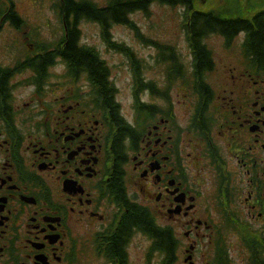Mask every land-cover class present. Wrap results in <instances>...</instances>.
I'll list each match as a JSON object with an SVG mask.
<instances>
[{"label":"flooded vegetation","instance_id":"flooded-vegetation-1","mask_svg":"<svg viewBox=\"0 0 264 264\" xmlns=\"http://www.w3.org/2000/svg\"><path fill=\"white\" fill-rule=\"evenodd\" d=\"M4 6L0 5V30L17 15L14 2ZM254 64L255 68L262 65L256 52ZM238 78V82L252 80L251 93L229 90L222 99L224 113L218 116L217 136L214 126L210 129L204 120V130L195 128L197 135L178 140L175 122L159 116L136 136L137 149L129 150L131 156L124 152L126 159L119 163V170L114 147L119 126L105 102H89L91 108H86L82 97L88 92L76 91L68 97L62 93L58 102H48L43 108L41 102H23L22 109L13 107L10 134L2 126V119L8 116L0 112V264H73L74 241L69 231L80 237L81 228L98 224L94 238L105 232L101 224H108L116 208L122 221L129 201L144 207L140 199L144 200L146 181L157 190L155 206L159 210L180 203L181 211L170 218L187 220L182 225L196 245L194 235L212 233L200 188L210 165L218 195L219 178L223 177V193H229L224 201L234 199L229 209L234 215L250 218L255 224L252 228L264 233V76H252L244 69ZM238 82L234 79L235 86ZM238 97L245 101L238 102ZM3 104L7 113L6 108L11 107ZM125 139L131 141L130 136ZM153 161L155 169L151 170ZM130 168L138 174L133 183L138 198L130 192ZM115 169L120 178H114ZM120 207L125 208L123 214ZM196 251L194 248L192 255ZM95 255L100 262L106 260Z\"/></svg>","mask_w":264,"mask_h":264},{"label":"rangeland","instance_id":"rangeland-1","mask_svg":"<svg viewBox=\"0 0 264 264\" xmlns=\"http://www.w3.org/2000/svg\"><path fill=\"white\" fill-rule=\"evenodd\" d=\"M2 1L4 0H0V5L3 4L1 3ZM96 1L98 4H107L111 0ZM209 1L211 2L212 0ZM212 2L213 9L216 7H232L231 10H222L220 12L240 16H248L258 8L264 6V0H215ZM56 3L57 0H15L16 9L24 20V23L21 29L18 30L15 27H10L9 24H3L0 30L1 65L12 66L17 60H22L23 55H32L36 52L37 43H41L42 45L44 41H53L55 43L60 38L62 28L54 5ZM204 5H206L205 0H197L195 2L196 8L209 9L205 8ZM131 16L136 22L142 38H145L147 42L139 39L136 33L124 24L113 26L112 34L115 40L125 42L132 48L133 53L137 54L142 63L140 67L142 80L153 83L163 92L161 94H153L143 89L139 93L141 100L155 106L153 108L155 117L151 121L144 112H137L136 105L134 104L133 87L135 79L133 78V68L128 59V54L123 51H114L110 48L102 39L100 26L94 21L82 20L80 22L81 41L94 46L110 66L111 76L118 88L116 98L120 102V111L130 123H134L140 130L145 131L147 123L153 122L155 118L159 116L164 117V114L171 117V108L173 106L176 114V123L183 127L184 130L180 134V127L177 126V136L180 134V138L188 139L197 135V133L189 129L196 103V94L192 92V55L183 26L184 16L182 7L153 2L149 5L147 12L137 10ZM149 37L163 43L172 44L176 52L174 54L178 56L182 65V77L177 80L171 77L170 66L172 62L162 60L164 58L162 57V49L153 45L149 41ZM243 38V33H239L229 42H226L221 35L210 33L201 40L210 49L215 62L212 71L204 74V78H206L204 80L212 87L215 95L208 105V114L205 115V119H207L209 125L213 124L212 116L218 120V116L224 113L222 105L225 104L222 102V99L226 95H229L230 89L236 88L241 93H251V84L245 81L238 82V85L234 87V76L238 78L245 67H248V60L245 58L242 49ZM65 73L66 67L59 61L49 68L48 75L44 79L47 83L40 102H58L56 98L60 94L65 93V96L68 97L74 95L79 90H83L85 93H89L91 90L90 95L94 100L92 94L93 88L90 82L84 78L82 79V76L79 78L70 77L68 80ZM31 74L32 72L28 70L12 77L11 84L14 85L13 102H37L33 85H28V81H26ZM112 78L110 79L112 80ZM73 80L79 82H74ZM90 95L82 97V102H85L86 108H91L89 104L91 102ZM95 99L99 101L97 95H95ZM237 101L241 102L245 101V99L238 97ZM96 103L99 104V102ZM109 110L112 113L111 108ZM218 122L215 123L214 129H212L216 136L219 134ZM129 152L128 154L131 156ZM230 162L235 167L234 160L230 159ZM128 177L131 182L129 187L130 192L138 198L136 186L133 185V183L136 184L138 174L130 168ZM200 188L203 191L202 202L206 208L207 217L216 227L221 226L224 223V217L220 208V195H218L215 188L214 168L212 165L208 167ZM156 192L157 190L153 186V183L146 181L144 200L140 199V202L150 208L159 225L169 224L173 226L179 244L176 251V264H188L183 260L188 253L186 248L191 241L184 235L186 228L181 226L183 218L170 220L165 210H159L155 206ZM247 221L255 225L249 218ZM97 226L98 224H92L89 227L80 229L79 235L82 239V247L79 250L76 264H106L105 261L100 262L93 252L92 233ZM216 231L212 235L207 234L198 237L196 257H194L196 264H215L213 240ZM223 234L228 242L232 264H251V253L242 237L237 233L225 229H223ZM150 245L151 239L147 235L136 232L131 237L127 247L128 264H161L162 255L159 252H152Z\"/></svg>","mask_w":264,"mask_h":264},{"label":"trees","instance_id":"trees-1","mask_svg":"<svg viewBox=\"0 0 264 264\" xmlns=\"http://www.w3.org/2000/svg\"><path fill=\"white\" fill-rule=\"evenodd\" d=\"M196 1L197 0H111L107 5L99 6L93 0H60L62 11H65V13L67 12L66 17H68L69 13L73 15V20L68 26L65 44L61 49L47 52L45 55L39 57V59H33L31 62L27 63L29 66L35 65V67H44L46 63L52 60L55 54H59L67 61L70 74L72 73L74 76H77L79 70L87 71L88 77L93 79L98 87V94L103 96V102L111 107L116 123L119 126L118 134L114 140L117 156V170L120 169L119 163L124 162L126 159L123 140L127 136H130V147L135 149V138L139 132L137 131L138 129L130 125L122 117L119 112L118 103H114L117 102L114 98L116 89L108 79L109 70L99 57L98 52L92 46L80 43L81 33L78 28L80 18L97 22L100 25L101 35L104 40L114 49H124L122 51L128 54L132 64L136 85L134 91L135 102H141L139 100V91L145 88L149 89L153 94H161L163 92L153 83L142 80L140 59L136 53H133L131 47L126 46L123 42L119 43L111 39V28L115 23L127 24L136 32L139 39L147 42L145 38H142L138 26L130 17V14L137 10L147 12L152 2L169 4L172 6L180 5L184 11L186 20L185 29L188 34L187 40L192 53V66L195 75V83L192 85V92L199 95L198 98H201L199 105L200 116L197 112L196 117L193 119V125L198 130L202 131L206 123L203 120L205 118V112L209 102L213 98V91L204 80L203 73L204 71L211 70L214 63L210 50L201 40L210 33H217L221 34L225 38V41L229 42L239 32H244L245 37L243 46L246 54L253 60L254 53L256 52L259 62L264 66V9L258 10L253 14L251 13L248 16H240L220 12L222 10H231L232 7H216L214 9L196 8ZM212 1L205 0V4L211 5L213 4ZM19 21L18 17L13 20L17 25H19ZM149 38V41H151L153 45L162 49L163 60L172 62L171 70L173 71V75L175 77L181 76V64L178 56L174 54L175 49L172 44L160 42L152 37ZM262 65L258 64V67L264 69ZM0 92L3 94L4 102H6V98L9 96L6 75L0 77ZM114 174V178H120V174L116 169ZM227 226L232 230H243L244 239L251 245L253 264H264V256L261 250L258 249V245L263 246L264 242L257 240L255 235L250 232L247 225H238L236 219L232 216L227 217ZM133 229L144 232L154 240L153 247L163 254V264H176L177 240L174 237L172 229L156 224L149 209L147 207H141L137 203L129 204V211L123 216L121 223L118 224L117 231L113 232V234L106 239V242H109L110 245L109 249L107 247L104 249L105 253L109 258L116 259L115 264H128L124 247ZM215 246L216 263L230 264L227 255L228 244L225 243L220 233L215 240Z\"/></svg>","mask_w":264,"mask_h":264},{"label":"bare ground","instance_id":"bare-ground-1","mask_svg":"<svg viewBox=\"0 0 264 264\" xmlns=\"http://www.w3.org/2000/svg\"><path fill=\"white\" fill-rule=\"evenodd\" d=\"M162 57H163V56H162ZM168 59H169V58H168ZM162 60H163V59H162ZM163 61H164V60H163ZM165 71H166V70H165ZM201 73H202V72H201ZM201 77H202V75H201ZM174 79L177 80L178 78L174 76ZM204 79L206 80V78H204ZM174 82H175V81H174ZM204 84H205V83H204ZM202 85H203V83H202ZM199 98H200V97H199ZM108 156H109V155H108ZM110 158H111V157H110ZM108 162H109V161H108ZM148 220H149V219H148ZM153 220H154V219H153ZM203 220H204V219H203ZM150 222H151V221H150ZM201 224H202V223H201ZM154 225H155V224H154ZM145 228H146V227H145ZM167 228H168V227H167ZM179 228H180V227H179ZM168 230H169V229H168ZM177 230H178V229H177ZM157 232H158V231H157ZM164 233H165V232H164ZM176 233H178V232H176ZM172 238H173V237H172ZM190 238H191V237H190ZM147 239H148V238H147ZM159 239H160V237H159ZM212 239H213V238H212ZM212 239H211V240H212ZM148 240H149V239H148ZM149 241H150V240H149ZM164 241H165V240H164ZM175 241H176V240H175ZM158 242H159V241H158ZM217 244H218V243H217ZM158 245H159V244H158ZM168 246H169V245H168ZM162 248H163V247H162ZM162 248H161V249H162ZM172 251H173V250H172ZM225 254H226V253H225ZM171 255H172V254H171ZM148 257H149V256H148ZM149 258H151V257H149ZM166 259H167V258H166ZM175 261H176V259H175ZM183 261H184V260H183ZM221 261H222V260H221ZM176 262H177V261H176ZM222 262H223V261H222ZM153 264H154V263H153ZM157 264H158V263H157Z\"/></svg>","mask_w":264,"mask_h":264},{"label":"water","instance_id":"water-1","mask_svg":"<svg viewBox=\"0 0 264 264\" xmlns=\"http://www.w3.org/2000/svg\"><path fill=\"white\" fill-rule=\"evenodd\" d=\"M154 166H152V168H153ZM174 210H176V209H170V211H174ZM189 257H187L185 260H187ZM191 263V262H190Z\"/></svg>","mask_w":264,"mask_h":264}]
</instances>
